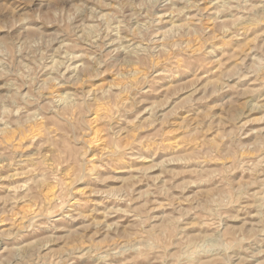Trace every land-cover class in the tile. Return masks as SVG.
Masks as SVG:
<instances>
[{"label": "rangeland", "instance_id": "374dc122", "mask_svg": "<svg viewBox=\"0 0 264 264\" xmlns=\"http://www.w3.org/2000/svg\"><path fill=\"white\" fill-rule=\"evenodd\" d=\"M0 264H264V0H0Z\"/></svg>", "mask_w": 264, "mask_h": 264}, {"label": "bare ground", "instance_id": "6f19581e", "mask_svg": "<svg viewBox=\"0 0 264 264\" xmlns=\"http://www.w3.org/2000/svg\"><path fill=\"white\" fill-rule=\"evenodd\" d=\"M137 14V13H136ZM134 15V14H133ZM97 35V34H96ZM93 37V36H92ZM100 37V36H99ZM117 37V36H116ZM121 38V37H120ZM92 40H94V39H92ZM127 50H128V48H127ZM125 59V58H124ZM63 64V63H62ZM74 65V64H73ZM69 66V65H68ZM71 67V66H70ZM77 67V66H76ZM79 73V72H78ZM82 73V72H81ZM78 76V75H77ZM75 77V76H74ZM76 78V77H75ZM63 100V99H62ZM4 135H6L5 133H4ZM6 137V136H5Z\"/></svg>", "mask_w": 264, "mask_h": 264}]
</instances>
